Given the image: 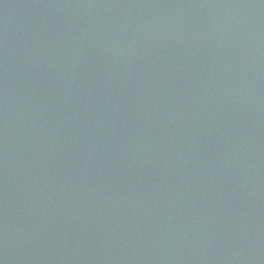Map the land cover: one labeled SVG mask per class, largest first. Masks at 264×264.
<instances>
[{"label": "water", "instance_id": "1", "mask_svg": "<svg viewBox=\"0 0 264 264\" xmlns=\"http://www.w3.org/2000/svg\"><path fill=\"white\" fill-rule=\"evenodd\" d=\"M0 264H264V0H0Z\"/></svg>", "mask_w": 264, "mask_h": 264}]
</instances>
